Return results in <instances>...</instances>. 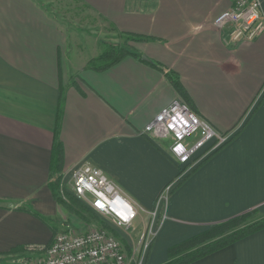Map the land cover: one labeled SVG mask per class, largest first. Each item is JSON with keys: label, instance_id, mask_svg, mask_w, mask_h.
Masks as SVG:
<instances>
[{"label": "crops", "instance_id": "0c3cea01", "mask_svg": "<svg viewBox=\"0 0 264 264\" xmlns=\"http://www.w3.org/2000/svg\"><path fill=\"white\" fill-rule=\"evenodd\" d=\"M77 1L139 58L91 69L94 29L62 16L79 7L0 0V264L47 247L63 229L48 220L60 216L49 185L55 142L62 173L96 166L151 209L179 169L167 141L140 132L174 100L237 134L174 188L146 264L219 221L264 213V32L232 44L229 27L214 26L234 0ZM188 264H264V227Z\"/></svg>", "mask_w": 264, "mask_h": 264}, {"label": "built area", "instance_id": "2783aa9c", "mask_svg": "<svg viewBox=\"0 0 264 264\" xmlns=\"http://www.w3.org/2000/svg\"><path fill=\"white\" fill-rule=\"evenodd\" d=\"M213 24L217 28L229 27L232 44L252 41L264 32L263 3L261 0H234L229 9L214 18ZM140 134L155 143L167 141L168 153L175 162L193 166L220 150L234 136L230 131H217L181 100L172 101L157 113ZM71 178L73 195L87 203L106 227L80 234L58 232L50 244L41 249L42 253L15 258L10 264H127L124 247L109 226L131 227L141 208L118 183L96 166L82 163L72 170ZM171 190L167 184L157 195L153 208L147 210L142 255L147 252L160 227L163 207Z\"/></svg>", "mask_w": 264, "mask_h": 264}, {"label": "rangeland", "instance_id": "374dc122", "mask_svg": "<svg viewBox=\"0 0 264 264\" xmlns=\"http://www.w3.org/2000/svg\"><path fill=\"white\" fill-rule=\"evenodd\" d=\"M49 1H51V2L53 1V3L56 2L58 4H60V2L62 1L61 3L63 5H74L76 7H79L80 12L79 13L77 12V15L76 14L73 15V14H69V13L64 12V13H62V16L65 19H70V20L74 19L76 21H79L81 26L88 25V27L94 29L92 31L90 29L89 30L86 29L87 30L86 32L91 34L92 37L95 38V40H98L97 44H98L99 48H98L97 54L92 56L87 61V64L89 61L96 60L97 58H99V56L101 55L105 45L111 44L113 46L117 45L119 47L120 46H122V47L126 46V49H128V51L130 50L129 44L126 45L125 43H122V41L114 38L110 34H109V36H108V34H106V36H104L103 32H108L107 27L103 26L100 21H96L95 18H94V20L89 19L83 13L85 7L81 2H79L77 0H73V1L72 0H60V2H59V0H49ZM92 21H94V23ZM90 23H92V25H90ZM119 42H121V43H119ZM222 133H225V132H222ZM236 134H234V136L232 138H230L226 144L231 142L232 139L236 136ZM215 153H212L211 155L207 156L204 160L213 156ZM204 160H202L199 164L194 165V166L192 164L180 165L179 163L176 162L178 169H179V172L177 175L178 179H175V180H173V182L169 183V185L172 187V190L167 197V201H168L170 195L172 194V192L174 191V188H176L186 178V176H188L195 169H197L202 164V162ZM192 161H193V159L190 162H192ZM58 176H59V179L57 180V183H56V189L52 190V193H53V197L55 199V202L57 204V207L59 209L60 216L54 217L53 220H51V218H49L48 220H49V224L51 226L52 225L55 226V225H57V223L59 225L63 224V229L62 230L58 229L57 231H54V234H56L58 232H63V231H70V232L75 233V234H80V233L87 232L91 229L100 228L103 225L106 227V225H105L106 223L104 224L101 217H99L98 214H96L94 211H92L87 203L76 198L73 195L72 190H71V184H72L71 173H62V172L56 173L55 171H53L52 176H51V180H50V184L53 183ZM52 188H53V186H51V189ZM250 217H252L251 218L252 220H256L258 218L261 219V218H264V213L261 212L257 208L256 211L250 215ZM54 219H56V221ZM147 224H148L147 209H143L141 212L138 210L137 217H136V219L133 222L131 227L119 229V228H111L109 226V230H111L116 235V237L120 240L121 244L124 247L127 264H138L139 262H141L142 264H146L145 260H146V257L148 255V252H149L151 245L147 249V252L144 255H142L141 244L143 242V239L145 240L146 234L144 232V229H145ZM214 225L215 224L210 225L206 229H208ZM40 252H41V249L30 250V251H27L26 254L19 256V258L20 257H27V256L34 257V256L39 255ZM166 256L167 257H166V260L164 262H166L168 259L167 252H166ZM162 263H160V264H162Z\"/></svg>", "mask_w": 264, "mask_h": 264}, {"label": "trees", "instance_id": "16d2710c", "mask_svg": "<svg viewBox=\"0 0 264 264\" xmlns=\"http://www.w3.org/2000/svg\"><path fill=\"white\" fill-rule=\"evenodd\" d=\"M127 55H133L139 58V55L131 50L128 51L126 47H119L117 45L113 46L111 44L105 45L99 58L89 61L87 67L95 70H103ZM168 78L175 89H177L179 93H182L183 89L176 76L169 74ZM182 94L184 95V93ZM61 168L62 147L60 144L55 142L53 145V153L50 163V177L52 176L53 171L60 173L62 170ZM58 179L59 176L53 183H49L50 187L53 186L51 190L56 189ZM255 211L256 208L234 215L223 221H219L215 223L214 226L170 246L167 249L168 259L162 264H188L208 253L221 249L255 231L262 229L264 227V218L252 220V217H250V215ZM32 214L38 216L36 213Z\"/></svg>", "mask_w": 264, "mask_h": 264}, {"label": "water", "instance_id": "95a60500", "mask_svg": "<svg viewBox=\"0 0 264 264\" xmlns=\"http://www.w3.org/2000/svg\"><path fill=\"white\" fill-rule=\"evenodd\" d=\"M141 59L144 60V61L150 62V60L144 55L141 56Z\"/></svg>", "mask_w": 264, "mask_h": 264}]
</instances>
